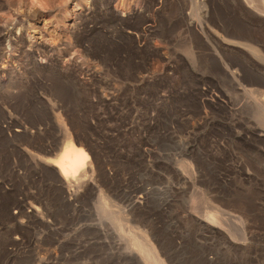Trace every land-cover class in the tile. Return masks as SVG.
I'll return each mask as SVG.
<instances>
[{"label": "rangeland", "instance_id": "obj_1", "mask_svg": "<svg viewBox=\"0 0 264 264\" xmlns=\"http://www.w3.org/2000/svg\"><path fill=\"white\" fill-rule=\"evenodd\" d=\"M262 5L24 0L0 31V264H264ZM69 137L74 184L47 161Z\"/></svg>", "mask_w": 264, "mask_h": 264}, {"label": "bare ground", "instance_id": "obj_2", "mask_svg": "<svg viewBox=\"0 0 264 264\" xmlns=\"http://www.w3.org/2000/svg\"><path fill=\"white\" fill-rule=\"evenodd\" d=\"M262 6H264V5H262ZM262 9H264V7H262ZM35 11H37V10H35ZM46 11H48V10H46ZM29 13L26 15L24 14L25 15L24 17H28L27 15H29V20H32V21H33V19H36L40 16H44L43 11L41 12V10L40 11L38 10L37 12H34L32 14L31 13L29 14ZM67 14L68 15L65 18L66 20L73 16V13H71V11H68ZM23 19H25V18H23ZM29 20H27V21H29ZM0 31H2V28L0 29ZM21 54H22V56L27 54L26 49L23 48ZM262 95H264V94H262ZM261 97L259 96L258 98L261 99ZM57 147H58L57 148L58 150L55 153L53 152L54 157L51 159H48L47 161H48V163H51L54 167H56L59 174L62 177H64V179H66L67 181H70V182H72L74 180V182L77 183L78 180H80V178L82 176H84L88 171L90 173V169L92 167V161H91V157H90L89 152L83 147V145H80V144L74 142V140H72L69 137V138H66V140H64ZM64 179H62V180L64 181ZM75 180H77V181H75ZM69 185H70V183H69ZM118 227H120V226H118ZM131 239H132V237H131ZM141 250L143 251L145 257L148 260H150L156 264H159V261L156 260L154 255H153V248L147 247V248L141 249Z\"/></svg>", "mask_w": 264, "mask_h": 264}, {"label": "clouds", "instance_id": "obj_3", "mask_svg": "<svg viewBox=\"0 0 264 264\" xmlns=\"http://www.w3.org/2000/svg\"><path fill=\"white\" fill-rule=\"evenodd\" d=\"M24 0H18V8L17 10H14V13L12 15H9L5 12H0V28H5L8 30H11L10 25L14 26V19L15 16L22 15V9L19 8V5H22Z\"/></svg>", "mask_w": 264, "mask_h": 264}]
</instances>
